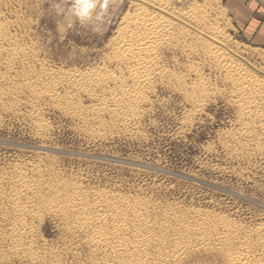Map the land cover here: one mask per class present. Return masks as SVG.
Masks as SVG:
<instances>
[{
  "label": "rangeland",
  "instance_id": "1",
  "mask_svg": "<svg viewBox=\"0 0 264 264\" xmlns=\"http://www.w3.org/2000/svg\"><path fill=\"white\" fill-rule=\"evenodd\" d=\"M226 1L107 0L102 20L81 24L60 11L65 0H0V49L25 55L0 62V264H107L77 213L100 214L101 196L107 214L142 209L123 239L147 242L129 256L149 264L177 247L172 264H228L244 239L264 236V154L253 151L264 136L243 130L238 77L264 91V44L236 27ZM148 17L165 33L139 85L135 64L113 54L125 32L138 34L129 21ZM79 76L90 86L72 87ZM125 108L134 114L115 117ZM20 174L32 184L21 223L8 198ZM222 221L235 232L211 233Z\"/></svg>",
  "mask_w": 264,
  "mask_h": 264
},
{
  "label": "bare ground",
  "instance_id": "2",
  "mask_svg": "<svg viewBox=\"0 0 264 264\" xmlns=\"http://www.w3.org/2000/svg\"><path fill=\"white\" fill-rule=\"evenodd\" d=\"M262 1L264 2V0ZM161 5L163 8L168 6L166 2H163ZM129 22H133L134 25L137 26L136 29L138 34L129 31L125 32L124 36L120 37L119 42H117L118 48L115 50L113 58L117 63L131 62L135 64V67L131 69L130 72L131 79L136 84H145L150 78L149 67L152 65L155 58V47L153 46L154 40L159 41L162 39L165 33V25L163 21L153 20L150 17H148L147 22L144 24L140 19H137V21L131 19ZM1 36L0 27V40ZM135 42L138 47L132 48ZM24 57V53L20 50H14L13 53H9L3 52V50L0 49V62L6 64L7 66H10L15 60L22 62ZM238 77L240 82V93L242 99L244 100L242 116L245 118H243V130L245 132H250L253 130L251 128V126H253L257 133L260 131L261 133L259 134L264 136V91H261L258 87H256L250 78H247L242 74H239ZM88 82L89 79L85 76H79L76 79L69 81L70 85L74 88L90 86ZM43 87L46 93L53 100L63 103L65 106H70L71 100L67 96L61 97L55 93V84L50 83L48 85H43ZM112 97L115 98L114 95H112ZM129 98L137 100L139 99V95H135V97L130 96ZM106 109L107 107L103 103L96 107V110L100 112H103ZM133 114L134 111L130 108H125V110H122L121 112L114 111V115L117 118H126V116L129 117ZM251 118L255 119L254 121L257 122L252 121L250 124L249 120ZM131 119L129 118V120ZM125 123L123 125H125ZM231 149H233V147ZM244 149L248 150V148L235 145L234 151L236 150L241 153ZM253 151L264 154V143H261L260 148ZM14 185L17 190L13 194H10L8 198L14 204V207L18 208L19 214L15 215V217L18 218L21 223L26 216L32 213L30 204L25 200H23L25 203H22V193L25 191L27 192L32 187V184L25 175L20 174L16 176ZM103 199V196H101V198L97 197L93 202L95 205L94 207L100 208V214H95L94 212L86 213L84 208L77 205L79 223L82 224L89 232V241L100 248V251L105 255L107 264H149V262L141 254H137L135 257L129 256L132 249L138 251V249L146 245L147 242L143 244L138 239L140 236L133 238L130 242L123 239V233L128 229L127 226L130 217H135L138 220L143 219L144 216L142 209L131 204H128L126 207L121 204L119 208H116V210L107 214L105 210H103ZM113 199L119 202L117 197H113ZM109 215H112V218H110ZM3 218L6 219V216ZM19 227L20 224L13 227L11 235H13V232L17 231ZM218 228L224 233L219 232ZM234 232V227L224 221L220 222V225L217 228L215 226L211 228V233L216 235H225L226 233L232 234ZM258 232L259 230H257L256 234L248 236L241 242V246L228 257V264H264V236L259 235ZM200 239L201 238L198 237V240ZM110 242H113L115 246L110 247ZM181 250V247H177L174 251H172L170 256L156 261L153 264H172L173 259L177 257ZM138 253L140 252L138 251Z\"/></svg>",
  "mask_w": 264,
  "mask_h": 264
},
{
  "label": "crops",
  "instance_id": "3",
  "mask_svg": "<svg viewBox=\"0 0 264 264\" xmlns=\"http://www.w3.org/2000/svg\"><path fill=\"white\" fill-rule=\"evenodd\" d=\"M258 2L257 0H227L226 4L236 27L244 35L264 44V3H261L262 7H260Z\"/></svg>",
  "mask_w": 264,
  "mask_h": 264
},
{
  "label": "clouds",
  "instance_id": "4",
  "mask_svg": "<svg viewBox=\"0 0 264 264\" xmlns=\"http://www.w3.org/2000/svg\"><path fill=\"white\" fill-rule=\"evenodd\" d=\"M59 7V6H58ZM108 10L107 0H65L60 11L85 24L91 19L102 20Z\"/></svg>",
  "mask_w": 264,
  "mask_h": 264
}]
</instances>
